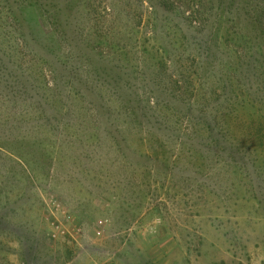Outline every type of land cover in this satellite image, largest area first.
I'll return each mask as SVG.
<instances>
[{"label":"rangeland","instance_id":"1","mask_svg":"<svg viewBox=\"0 0 264 264\" xmlns=\"http://www.w3.org/2000/svg\"><path fill=\"white\" fill-rule=\"evenodd\" d=\"M261 116L264 0H0V264H264Z\"/></svg>","mask_w":264,"mask_h":264},{"label":"trees","instance_id":"2","mask_svg":"<svg viewBox=\"0 0 264 264\" xmlns=\"http://www.w3.org/2000/svg\"><path fill=\"white\" fill-rule=\"evenodd\" d=\"M185 98V97H184ZM134 103L132 106H135V109L145 110L147 109L146 101L144 99L132 100ZM159 108V115H162V118L165 119L164 123L172 126L180 127L187 126V129L190 130L191 134H199L200 128L198 127L199 123L195 120L191 112V105L188 103L189 100L185 99H176L173 97L163 98L157 100ZM185 111H184V110ZM260 118V117H259ZM257 121V120H255ZM257 130L255 133L251 131V134L255 135L254 138L259 140L264 139V117L261 116L258 119Z\"/></svg>","mask_w":264,"mask_h":264},{"label":"built area","instance_id":"3","mask_svg":"<svg viewBox=\"0 0 264 264\" xmlns=\"http://www.w3.org/2000/svg\"><path fill=\"white\" fill-rule=\"evenodd\" d=\"M56 210H63V215H64V219H66L67 221H72V216L71 214L68 213V211L64 210L63 206L61 205V203L58 202H54ZM93 227L95 229L96 234L98 235H103L105 234V232L108 229V220L107 219H97L94 224ZM56 229L58 231H65V227L63 226V224L61 222H58L56 224ZM76 232L78 231V233L80 235L85 234L86 230L88 229V223H82L80 226H78V228H76ZM98 253L95 252H88L86 254L81 255L80 260H78V262L74 263V264H111L110 260L105 259L103 257H101L100 255H97Z\"/></svg>","mask_w":264,"mask_h":264},{"label":"crops","instance_id":"4","mask_svg":"<svg viewBox=\"0 0 264 264\" xmlns=\"http://www.w3.org/2000/svg\"><path fill=\"white\" fill-rule=\"evenodd\" d=\"M112 264H116V262L115 263H112Z\"/></svg>","mask_w":264,"mask_h":264}]
</instances>
